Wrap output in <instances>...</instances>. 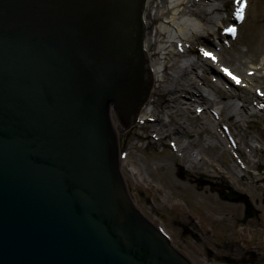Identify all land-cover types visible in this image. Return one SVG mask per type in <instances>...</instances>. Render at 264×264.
I'll use <instances>...</instances> for the list:
<instances>
[{"label": "water", "instance_id": "obj_1", "mask_svg": "<svg viewBox=\"0 0 264 264\" xmlns=\"http://www.w3.org/2000/svg\"><path fill=\"white\" fill-rule=\"evenodd\" d=\"M146 4L0 0V264H191L124 179L211 264L138 193L124 128L153 88Z\"/></svg>", "mask_w": 264, "mask_h": 264}, {"label": "rangeland", "instance_id": "obj_2", "mask_svg": "<svg viewBox=\"0 0 264 264\" xmlns=\"http://www.w3.org/2000/svg\"><path fill=\"white\" fill-rule=\"evenodd\" d=\"M186 1L204 24L203 33L212 35L230 26L239 5L237 0ZM249 1L238 36L222 51L232 67L239 56L243 61L237 83L220 76L201 53L202 33L181 45L179 57L158 55L164 37L150 15L169 0H149L147 44L158 72L145 111L153 116L142 115L145 122L124 131L139 195H149L148 203L211 264H264V0ZM256 70L259 76L245 81ZM229 93L233 96L226 99ZM183 94L193 100L176 99ZM212 108L221 114L213 115ZM237 193L249 195L252 217L246 218L245 195L230 201Z\"/></svg>", "mask_w": 264, "mask_h": 264}, {"label": "bare ground", "instance_id": "obj_3", "mask_svg": "<svg viewBox=\"0 0 264 264\" xmlns=\"http://www.w3.org/2000/svg\"><path fill=\"white\" fill-rule=\"evenodd\" d=\"M209 1H212V0H209ZM215 8L216 7H213L212 9H215ZM153 9L155 10V13L153 15H150V18L154 19L156 21H159L156 28L158 29L159 33L163 34L162 37H164L163 41H161V45H160L161 47H160L159 51L157 52L158 55H166L168 53V56L170 54H171V56L176 54V57H179L180 56L179 52L181 53L184 51L182 49L181 44H185L186 40H188L192 36L197 35L196 33H198V34L203 33V31L201 29H204V28H201V27H203L204 24H202V22L198 19V17L195 16V12H193L191 9H189L188 2L186 0H169L168 4L161 6V4L158 3L156 6L153 7ZM150 10H151V8H149V11ZM146 13H147V11L145 10L144 14H146ZM148 15H149V13L147 14V16ZM221 19H222V17H221ZM143 23H144L145 28H147V29L152 28L151 26L148 27L150 24L148 22L147 17ZM192 30L194 32L192 33V35H190ZM145 36H148V35L145 34ZM174 37H177V38L174 39ZM146 43H147V40L144 39V44H146ZM224 48H225V46H224ZM145 49L147 50V47H145ZM169 51H172V52H169ZM147 56L149 57V62H151L152 67H154V69H155V66L153 64V54L147 53ZM215 57L219 60L218 63L221 65V62H223V60H222V57L219 58V53H216ZM162 58L164 59L163 56H162ZM242 62L243 61L241 60V58L239 56L237 63L236 62L233 63V65H235V63H236V65L233 67V71H232L233 75H236V74L242 75L243 74L240 70V67H242L241 66ZM262 62H263L262 66H264V57H262ZM251 69L252 68L250 67L247 70H251ZM155 71H156L155 73L158 72V70H156V69H155ZM256 71H257V73L253 76L245 75V81H247V82L254 81V79L257 76H259V73H258L259 71L258 70H256ZM244 73H247V72L245 71ZM263 73H262V75H263ZM215 83H217V82H215ZM178 92H180V91H178ZM203 94L205 95L204 99L206 100V98H207L206 93L204 92ZM189 96H191V95H189ZM232 96L233 95H231L229 93V94L225 95V98L230 99ZM181 97H183V96L178 95V96H176V99L177 98L179 99ZM186 99L189 100L187 97H186ZM173 103H174V101H173ZM189 104L190 103L184 99V105L188 106ZM146 107H147V103H145L143 112L142 111L139 112V114L141 113L140 116L151 115L150 112L145 111V109H147ZM188 109H189V107H188ZM198 110H200V108H198ZM212 112H214V110H212ZM128 115H129V113H127V116ZM178 118H180V116ZM137 120H138L137 118L136 119L134 118L132 121L135 122ZM159 122L162 123L163 120H161V118H159ZM133 127H134V125H131L130 129H132ZM125 130H128V127L124 128V131ZM233 196H234L233 198L236 201H239L238 198H242V193H237ZM246 201H247V199H246ZM250 209H251V207H250ZM252 210H253V208H252ZM238 229L239 228H237L235 230H238Z\"/></svg>", "mask_w": 264, "mask_h": 264}, {"label": "snow or ice", "instance_id": "obj_4", "mask_svg": "<svg viewBox=\"0 0 264 264\" xmlns=\"http://www.w3.org/2000/svg\"><path fill=\"white\" fill-rule=\"evenodd\" d=\"M237 2L239 3L240 0H237ZM242 11H243V9H241V13H242ZM232 31H234V30H232ZM204 54H205V56H209V57H211L212 59H216V57L212 56V54L209 53V52H205ZM225 72L228 73L229 75H231V73L228 72L227 69H225ZM233 79H236V80H237V83H239V80H238L236 77L233 76Z\"/></svg>", "mask_w": 264, "mask_h": 264}]
</instances>
